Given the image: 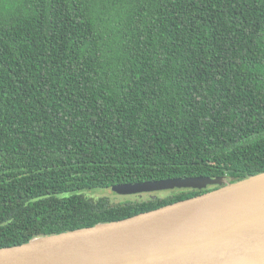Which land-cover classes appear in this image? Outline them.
<instances>
[{"label": "trees", "instance_id": "16d2710c", "mask_svg": "<svg viewBox=\"0 0 264 264\" xmlns=\"http://www.w3.org/2000/svg\"><path fill=\"white\" fill-rule=\"evenodd\" d=\"M262 173L264 0H0V249Z\"/></svg>", "mask_w": 264, "mask_h": 264}, {"label": "water", "instance_id": "95a60500", "mask_svg": "<svg viewBox=\"0 0 264 264\" xmlns=\"http://www.w3.org/2000/svg\"><path fill=\"white\" fill-rule=\"evenodd\" d=\"M210 187L218 189L126 220L1 248L0 264H264V173L236 183L176 178L111 191L136 196ZM200 200L204 204L176 228L154 237L146 232L161 216Z\"/></svg>", "mask_w": 264, "mask_h": 264}, {"label": "bare ground", "instance_id": "6f19581e", "mask_svg": "<svg viewBox=\"0 0 264 264\" xmlns=\"http://www.w3.org/2000/svg\"><path fill=\"white\" fill-rule=\"evenodd\" d=\"M203 202V200H200L176 210L177 212L174 211L173 214L161 216L155 223L151 224L146 229V232H149L150 237L164 235L167 231L179 226L186 219V214L199 209L204 204Z\"/></svg>", "mask_w": 264, "mask_h": 264}, {"label": "rangeland", "instance_id": "374dc122", "mask_svg": "<svg viewBox=\"0 0 264 264\" xmlns=\"http://www.w3.org/2000/svg\"><path fill=\"white\" fill-rule=\"evenodd\" d=\"M162 193V192H160ZM160 193H152V194H142L139 196H123V195H118L114 192H112L111 190H96L94 192H87L86 195H88L89 197H94V198H98V197H110L112 200L114 201H119V200H124V199H132V200H136V199H146V198H151V197H155L158 196ZM164 193V192H163Z\"/></svg>", "mask_w": 264, "mask_h": 264}]
</instances>
